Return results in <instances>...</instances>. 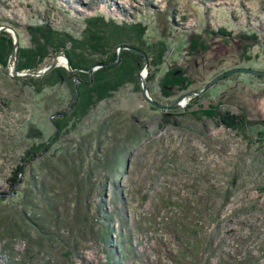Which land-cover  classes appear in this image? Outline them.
Returning a JSON list of instances; mask_svg holds the SVG:
<instances>
[{
    "label": "rangeland",
    "instance_id": "rangeland-1",
    "mask_svg": "<svg viewBox=\"0 0 264 264\" xmlns=\"http://www.w3.org/2000/svg\"><path fill=\"white\" fill-rule=\"evenodd\" d=\"M94 14L142 21L150 43L166 41L163 63L155 67L149 60L144 75L156 101H176L159 85L176 67L197 86L232 68L264 71V0H0V19L23 31L46 20L79 36ZM11 65L0 66V264H106L105 247L93 232L101 219L95 207L113 208L110 181L103 196L100 187L106 158L114 159L120 147H127L128 157L113 178L127 203V225L123 242L113 218L111 236L126 251L124 264H264V78L230 73L200 101L206 107L221 102L224 111L243 116L245 126L235 130L184 114L186 105L174 115L177 123L161 125L162 111L144 96L140 78L141 89L122 86L46 152L22 162L28 147L50 142L52 119L70 108L72 93L61 84L36 94L10 78ZM18 163L26 171L14 184ZM78 234L85 246L71 255L67 248L80 242Z\"/></svg>",
    "mask_w": 264,
    "mask_h": 264
},
{
    "label": "trees",
    "instance_id": "trees-1",
    "mask_svg": "<svg viewBox=\"0 0 264 264\" xmlns=\"http://www.w3.org/2000/svg\"><path fill=\"white\" fill-rule=\"evenodd\" d=\"M3 22L11 23L20 36L16 51L17 68L19 71L37 72L42 68L44 65L43 63H45L48 57L60 52L66 54L70 65L76 69L75 71H70L64 66H57L48 74L39 78H22L13 77L11 75L10 78L16 83L29 86L36 94H42V91L46 88H56V86L61 84H65L69 90H71L70 93H72L70 108H68L67 111L59 112V116L54 120L56 129L49 139L50 142L41 140L40 142L34 143L31 147H28L21 158L22 162L34 159L39 154L44 153V151L46 152L52 141L58 142L63 133H67L71 127H75L94 107L101 101L113 96L122 86L127 83H134L141 89L139 71L143 67L144 56L132 49H124L120 62L112 64V62L117 59L118 49L121 46L130 45L146 52L150 64L155 65V67L163 63L168 50L167 43L164 39H159L160 41L156 43L149 42V39L146 38L148 27L142 21H119L117 19L114 20V18L108 19L101 14L87 16L85 18V28L79 36L70 31L59 29L46 20L25 25L24 31L21 30V26L14 21H4L0 19V26L4 25ZM23 34L26 37V41ZM190 41V50L194 53L199 40L195 37ZM14 47L15 41L12 33L8 31L1 32V67L7 68L10 66ZM94 66H98V68L92 74L89 73L88 69ZM76 79L77 82H75ZM151 79H153V76L150 75L149 80ZM210 80H212V78ZM209 81H203L197 86L195 85L197 83L196 80L191 77L185 69L176 67L169 69L163 74L159 81V85L166 98L170 99L171 96H175L177 100L188 91H199L203 89ZM209 95L210 88L197 97H193L184 107V114L197 120H202L203 118L211 119L216 124L228 129H241L245 126L243 116L230 113L227 110L224 111V109L221 108V102H211L207 107L200 102L204 97ZM157 102L162 104L171 103L163 101ZM173 103L174 102L171 104ZM153 108L162 111L159 115L161 125H164V123H177V119H173V117L183 109L181 107L176 108V110L164 109L155 105H153ZM33 127L34 125H31L29 134L32 132V129H34ZM140 132L139 129L138 131H131L129 144L136 138L137 134L139 136ZM126 150L127 147H120L114 151V159L106 158L110 166L107 162L104 163V165L107 166V170L104 173V179L101 183L100 194L103 196L106 182L110 181V185L113 188V208L111 212L108 211V208L101 202L95 207V215L99 216L101 219L98 232L96 233V230H93V232L96 234V239H100L105 247L107 254L106 264H124L126 253L125 250L119 247V244L113 243L114 239L111 236L114 231L111 221L115 218L121 227L119 235L123 242L125 240L122 228L127 225V215L125 213L127 203L116 185L118 181L113 178V174L117 176L119 161L125 156L128 157L127 152H125ZM111 168H114L113 171ZM116 168L117 170L115 171ZM25 171L24 164L21 163H18L17 167L12 169V173L16 175V177H14V175L12 176V178H14V184L19 183L17 177L19 173ZM33 175L34 174L31 173L30 177L33 178ZM90 175L91 173L89 172L88 176ZM21 194L22 191L18 190L14 198L16 197V199H19ZM29 223L32 224L38 232L41 231L46 233L44 225L37 222L35 218H30ZM74 235L75 233H73L72 236ZM72 236L70 237L72 238ZM79 239V243L76 241L73 243L72 248H67L69 249L67 253L72 255L73 251L79 250L80 245L85 246L82 236L79 235Z\"/></svg>",
    "mask_w": 264,
    "mask_h": 264
},
{
    "label": "water",
    "instance_id": "water-1",
    "mask_svg": "<svg viewBox=\"0 0 264 264\" xmlns=\"http://www.w3.org/2000/svg\"><path fill=\"white\" fill-rule=\"evenodd\" d=\"M3 31H8V32L12 33V36H13L14 41H15V47H14V50H13V53H12V56H11V61H12L11 75L13 77H22V78H39V77H43L44 75L48 74L52 69H54L55 67L61 65V63L57 60L58 57L64 58V60H65L64 67H66L68 70H70V71H75L76 70L70 65L69 59L66 56V54L61 52V53L56 54V56L53 58V61L49 65H47L46 67L38 70L37 72H23V71H19L18 68H17V54H16V51H17V48H18V45H19L20 36H19L17 30L13 26L8 25V24H4V25L0 26V33L3 32ZM124 49H132V50L136 51L137 53H139V54L144 56V64H143V67L141 68V70L139 71V76L142 79L141 82H142V90H143V93L145 94L144 96H146L151 101V103L153 105H155L157 107H160V108H164V109H176V108H179V107L187 105V103L193 97H195V96L197 97L198 95L204 93L207 89H209L220 78H223L225 75L227 76L230 73H233V72H236V71H239V70L251 73L253 75L261 76V77L264 78V71L263 70L245 68V67L232 68L230 70H225V72H223L222 74H219L217 77H215L213 80H211L208 84H206L203 89H201L199 91H194V90L188 91V92L184 93L183 96L181 95L173 104H162V103H159L157 101H154L149 96V93H148V88H147L146 81H145L144 75H143L144 70L147 72L148 67H149V57L146 54V52H144V51H142L140 49L134 48V47H132L130 45H123V46H121L118 49V57H117V59L115 61L112 62V64H117V63L120 62L121 57H122V51ZM263 55H264V49H263ZM97 68H98V66L91 67L90 69H88V72L92 74ZM75 82H77V79L75 80ZM52 121L54 122L53 119H52Z\"/></svg>",
    "mask_w": 264,
    "mask_h": 264
},
{
    "label": "bare ground",
    "instance_id": "bare-ground-1",
    "mask_svg": "<svg viewBox=\"0 0 264 264\" xmlns=\"http://www.w3.org/2000/svg\"><path fill=\"white\" fill-rule=\"evenodd\" d=\"M57 60H58L60 63H65V60H64V58H62V57H58ZM146 73H147V72L144 70L143 75H145Z\"/></svg>",
    "mask_w": 264,
    "mask_h": 264
}]
</instances>
